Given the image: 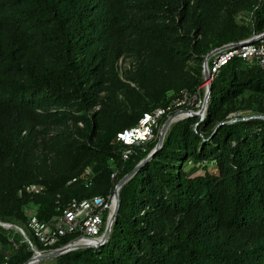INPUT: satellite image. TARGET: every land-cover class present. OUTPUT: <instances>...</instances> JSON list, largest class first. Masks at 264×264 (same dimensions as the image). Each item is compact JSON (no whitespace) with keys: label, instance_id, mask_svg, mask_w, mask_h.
Returning a JSON list of instances; mask_svg holds the SVG:
<instances>
[{"label":"trees","instance_id":"obj_1","mask_svg":"<svg viewBox=\"0 0 264 264\" xmlns=\"http://www.w3.org/2000/svg\"><path fill=\"white\" fill-rule=\"evenodd\" d=\"M243 10L263 33L264 0H0V224L26 228L31 203L48 222L72 200L107 197L114 159L116 182L132 177L107 240L49 264H264V71L233 60L202 122L172 124L125 163L115 142L203 84L207 57L244 41ZM245 102L259 116L228 121ZM30 185L45 191L20 195ZM9 234L0 225V264H26L33 251Z\"/></svg>","mask_w":264,"mask_h":264},{"label":"built area","instance_id":"obj_2","mask_svg":"<svg viewBox=\"0 0 264 264\" xmlns=\"http://www.w3.org/2000/svg\"><path fill=\"white\" fill-rule=\"evenodd\" d=\"M233 60L257 66L264 71V32L254 34L248 40L218 49L212 57V62L203 64V84L196 91L183 92L168 106L144 113L136 126L118 133L115 142L124 148L120 152L121 161L127 162L134 148L153 141L156 138L155 134L161 131L162 124L170 118H173L174 123L188 118H196L199 123L202 122L208 109L211 83L217 78L221 68ZM93 176L92 171L87 168L81 178L85 187L92 186ZM117 176V172L110 176L115 184L109 196L72 200L48 222L39 219L36 204L31 203L26 207V229L42 250L39 251L34 247L22 229L17 228V230L25 237V241L34 250L36 256L41 257L71 247L76 249L96 247L103 243L107 226L110 225L111 228L113 226L110 219L115 210L116 194L119 195L121 189L118 187L119 182H116ZM76 182L78 179L71 181V183ZM44 191L42 185H30L20 192V195L25 193L34 197L43 194ZM68 238L70 241L65 244L64 241Z\"/></svg>","mask_w":264,"mask_h":264},{"label":"rangeland","instance_id":"obj_3","mask_svg":"<svg viewBox=\"0 0 264 264\" xmlns=\"http://www.w3.org/2000/svg\"><path fill=\"white\" fill-rule=\"evenodd\" d=\"M250 18H251V12L250 11H247V10H243V11H240L235 17H234V23H235V25L236 26H238V28H240V29H243L244 31H245V34H246V36H245V39L244 40H248V39H250V38H252L253 37V35L254 34H251V33H249L250 31L252 32V29H251V27L249 26L250 25ZM132 66H133V62H132V60L129 58V59H127V58H122L120 61H119V63H118V70H119V74H120V78H121V80H123V78H124V75H125V72L126 71H128V70H131L132 69ZM247 98V97H246ZM246 98L244 99V100H246ZM254 103V102H253ZM253 103H240V104H238L236 107H237V110H235V111H233V112H231L230 114H229V116H228V118H227V120L228 121H237V120H241V119H247V118H250V117H256V116H259L258 114H257V109H256V105H254ZM174 124V123H173ZM162 125H164V123L162 124ZM52 132H58L57 130H53ZM157 134H160V132L158 133H156L155 135H157ZM41 154H42V152L41 151H39L38 152V156H41ZM108 167H109V169H110V171H111V174L112 173H116L117 172V174H118V176H120V174H121V170H122V166H121V164H120V162H119V160L117 161V160H110L109 162H108ZM209 170L211 171V172H214L215 170H214V168L213 167H209ZM93 178H94V176H93ZM92 178V179H93ZM120 182V181H119ZM112 191H113V189H112ZM112 191L109 193V195L112 193ZM108 195V196H109ZM33 206H35V205H33ZM38 212H39V209H38ZM107 216V215H106ZM105 216V217H106ZM1 226L2 225H9V224H0ZM11 226V228L9 229L10 230V234L8 235V237L10 238V240H12L13 238H16V236H15V234L16 233H18L23 239H24V241H25V237L24 236H22L21 234H20V232L18 231V230H16V228H18V229H22L23 231H24V233H25V235H26V237L29 239V235H28V230L26 229V228H21V227H19V226H16V225H10ZM26 242V241H25ZM27 243V242H26ZM29 246V245H28ZM35 247V246H34ZM29 248L31 249V247L29 246ZM3 250V252L5 253V255L6 256H10L11 255V253H12V250L11 249H9V248H4V249H2ZM32 250V249H31ZM33 251V255H32V257L31 258H33V257H37L36 256V254H35V252H34V250H32ZM50 254L51 253H47L46 255H44V256H41L40 258H39V261H37L35 264H49L50 262H51V260H53L54 258H56V257H53V258H50L49 256H50ZM30 258V259H31Z\"/></svg>","mask_w":264,"mask_h":264},{"label":"water","instance_id":"obj_4","mask_svg":"<svg viewBox=\"0 0 264 264\" xmlns=\"http://www.w3.org/2000/svg\"><path fill=\"white\" fill-rule=\"evenodd\" d=\"M216 51H217V50H215L214 52H212V53L207 57V59H206V61H205V64L207 63L209 57H210V56L212 57V56L216 53ZM209 90H210V89H209ZM173 123H174L173 118H170V119L167 120V121L165 122V124L162 126L161 131H160V143L162 142L163 137H164V135L166 134L167 130L169 129V127H170ZM153 155H154V154L151 153V154L149 155L148 158L152 157ZM131 177H132V174H130V175L126 176L125 178H123V179L118 183V187H119V188H122V186H123V185H124V184H125V183H126ZM118 207H119V200H118V195L116 194L115 210H114V213H113V215H112V217H111V219H110L111 223H114V220H115V216H116V213H117ZM2 227H3L4 229H10V228H11L10 225H2ZM111 229H112L111 226L108 225L107 228H106L105 234H104V236H103V241H102V242H105V241L107 240V238H108V236H109V234H110V232H111ZM16 230H17V228H16ZM75 249H76L75 247H71V248H68V249H64V250H62V251H59V252H55V253L50 254L49 257H50V258H53V257H56V256H60V255H62V254H64V253H67V252L72 251V250H75ZM78 249H79V248H78ZM39 258H40L39 256H37V257H33V258H31L26 264H35L37 261H39Z\"/></svg>","mask_w":264,"mask_h":264}]
</instances>
